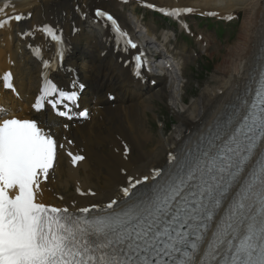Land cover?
I'll use <instances>...</instances> for the list:
<instances>
[{"label": "snow or ice", "instance_id": "snow-or-ice-1", "mask_svg": "<svg viewBox=\"0 0 264 264\" xmlns=\"http://www.w3.org/2000/svg\"><path fill=\"white\" fill-rule=\"evenodd\" d=\"M190 12L177 8L167 14ZM95 16L126 35L111 14L97 9ZM24 18L14 16L17 22ZM10 24L0 22V28ZM42 31L63 45L51 25ZM127 43L136 47L131 39ZM4 80L13 87L11 73ZM77 100V91H64L45 77L33 108L43 111L50 104L71 119L65 101L75 105ZM262 144L264 56L257 58L243 94L225 104L185 147L170 153L167 169H154L143 180L130 178L122 196L105 204L72 210L38 202L41 177L47 180L54 168L57 141L38 120L2 119L0 264H264ZM68 155L74 165L84 159Z\"/></svg>", "mask_w": 264, "mask_h": 264}, {"label": "bare ground", "instance_id": "bare-ground-1", "mask_svg": "<svg viewBox=\"0 0 264 264\" xmlns=\"http://www.w3.org/2000/svg\"><path fill=\"white\" fill-rule=\"evenodd\" d=\"M145 1L161 7H192L195 12H217L218 17L235 18L222 22V38L211 35L209 29L197 35L200 25L197 29L191 25L194 36L187 44H179V50L173 53L176 59L182 60L185 76L190 75V65L195 63L209 73V62H212L213 79L201 82L199 92L202 88L203 91L193 101L188 102L186 93L189 90L174 99L173 106H180L179 111H174L177 125L165 138L157 135L155 123L161 109L158 103L165 102L169 95L165 79L145 72L144 78L148 79L145 83L136 80L132 76L133 63L125 66L123 61L131 60L140 49L123 52L124 44L121 43L116 51L114 30L108 23L96 21L94 15L95 8H105L117 15L122 26L134 32L122 0H0V8L25 12V20L21 23L0 28V73L10 67L8 58L15 61L13 70L20 94V99H16L5 92L0 104L10 101L7 109L10 116L37 117L41 126L57 138L59 145H64L58 149L48 179L41 177L38 201L78 209L119 199L122 188L129 185V178L135 181L151 177L154 169L169 160L170 153L184 146L190 132L195 138L205 124L220 114L225 104L242 94L257 58L264 56V0ZM236 22L240 27L237 32L233 29ZM44 25L63 31L69 40L71 48L61 76L63 81L77 80L86 86L81 92L83 104L91 109L86 121H66L68 127H61L64 120L47 111L36 114L30 109L39 87L42 64L29 55L25 46L28 43L47 46L42 31ZM228 25L231 26L229 31ZM148 30L150 34L156 32L153 25H149ZM165 36L168 39L170 34ZM228 39L236 40L227 47ZM226 47L227 50L220 54ZM94 53L99 54L98 58ZM154 79L156 85L151 83ZM66 150L86 157L74 165ZM92 191L95 195L90 194Z\"/></svg>", "mask_w": 264, "mask_h": 264}, {"label": "rangeland", "instance_id": "rangeland-1", "mask_svg": "<svg viewBox=\"0 0 264 264\" xmlns=\"http://www.w3.org/2000/svg\"><path fill=\"white\" fill-rule=\"evenodd\" d=\"M28 6L29 7H32V5H28ZM125 8H126V11H127V17L130 20L129 22H130L131 26L133 27V29H135V33L137 35H139V36H142L143 35V29L138 30L140 28L139 27L137 28V21H138V19H141V16L133 15L134 14V8H135L134 6L127 5V6H125L123 8V10ZM144 16L146 18L144 20L145 23L147 25L148 24H155L156 25V28H158L159 31H160V29H162V27H166V29H172V31L176 33V36H179V35L182 34V33H180L178 27L172 25V23L169 22V21L162 20L161 18H158L155 15H152V14H149V13L144 14ZM233 19H235V18H233ZM189 22L191 23V25H194L197 22L194 25V28L195 29H197V25H200V29H198L197 35L200 34V33H204L205 31H208V29H209V33L211 35L217 34V37L218 38H222V35H223V32H224L223 26L220 25V24H223L222 22L220 23V22L216 21L215 23H213L212 21L207 22L206 20H200L198 18H190L189 19ZM239 22H236V24L233 26V29L236 30V32L238 31V28H239V31H240ZM226 27H227L228 31L231 28V26H229V25L226 26ZM185 35L180 37V41L182 42V45H184L185 42H187V40L190 38V37L188 38ZM143 36L146 37V34H144ZM195 40H196V38H195ZM234 41H232L231 39H228L225 42V44H229L227 46V47H229L230 44H232ZM227 47L224 49L223 52L221 51L220 54L224 53L227 50ZM189 49H192V47H189ZM217 52H216V54H217ZM94 56L98 57L99 54L98 53H94ZM216 57L217 56H215L214 59ZM211 58H213V57H211ZM218 61H219V58H218ZM209 64L211 66V69H210L211 71L209 73L206 72L203 67H200V65L198 63L193 65L194 70H191V73L194 76V78L189 81V83L187 85L189 89L186 90V91L189 90L186 93V96L188 97V102L189 101L190 102L193 101L197 96H199V94L202 93L203 88L199 92V88L201 87V82L207 83L208 81H211L213 79L212 78V74H213L212 73V68L214 66H213V63L212 62H209ZM180 82L177 85L174 86L173 90H171V93L174 94V95H176L177 97H181L182 94H183V91H184V89H182V87H181V84L184 81L182 80ZM159 107L161 108V116H160V118H162L163 120L162 121H159L158 119H155L157 121V123H156V125H157V135H161L163 138H165L166 135H164L162 133V128L164 126L167 127L168 128V134H171L172 132L175 131L176 125H177V118L174 115V111H179L180 110V106H173V100L169 96V98H167L165 100V104L164 103H160L159 104ZM151 114H152V116H154L153 113H151ZM149 117H150V115H149ZM149 128L151 129L152 133L154 134V132L152 130V125L149 124Z\"/></svg>", "mask_w": 264, "mask_h": 264}]
</instances>
